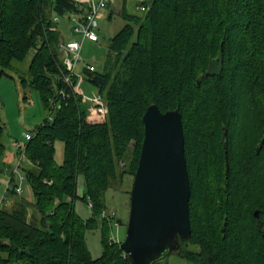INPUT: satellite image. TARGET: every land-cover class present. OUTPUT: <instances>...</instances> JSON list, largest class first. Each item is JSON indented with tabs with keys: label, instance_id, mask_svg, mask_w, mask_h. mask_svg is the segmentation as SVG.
<instances>
[{
	"label": "trees",
	"instance_id": "16d2710c",
	"mask_svg": "<svg viewBox=\"0 0 264 264\" xmlns=\"http://www.w3.org/2000/svg\"><path fill=\"white\" fill-rule=\"evenodd\" d=\"M143 3L142 14L122 12L126 23L101 65L84 69L103 96V113L72 87L59 92V44L69 39L60 19L83 18L90 5L0 0L1 73L12 76L14 61L34 50L30 79L22 81L52 115L17 149L25 152L21 168L34 200L22 197L17 183L8 186L13 201L0 209V264H132L110 238L104 196L126 174L135 177L151 103L164 112L179 108L183 118L192 234L178 254L192 264H264V0ZM221 52L223 71L207 74ZM5 133L0 118V154ZM78 198L92 201L89 217L77 211ZM99 227L103 250L94 257L87 232Z\"/></svg>",
	"mask_w": 264,
	"mask_h": 264
},
{
	"label": "water",
	"instance_id": "95a60500",
	"mask_svg": "<svg viewBox=\"0 0 264 264\" xmlns=\"http://www.w3.org/2000/svg\"><path fill=\"white\" fill-rule=\"evenodd\" d=\"M223 67L221 52L210 59L206 73L218 75ZM143 120L145 134L131 191L126 237L120 247L132 264H155L178 252L181 240L191 237L192 189L180 109L164 112L151 103ZM255 215L260 219L258 209Z\"/></svg>",
	"mask_w": 264,
	"mask_h": 264
},
{
	"label": "rangeland",
	"instance_id": "374dc122",
	"mask_svg": "<svg viewBox=\"0 0 264 264\" xmlns=\"http://www.w3.org/2000/svg\"><path fill=\"white\" fill-rule=\"evenodd\" d=\"M139 2V0H113L98 15L99 41L93 42L88 39L84 41L82 59L77 66L78 74L75 83L80 91L79 94L83 95L88 102H94V98L100 93L98 88L85 78V63H92L95 66L101 65L105 59L110 38L126 23L122 12L125 10L142 14L143 10L139 8ZM76 17H78L76 14L62 16L60 28L67 37L81 39V36L74 31ZM34 52L31 50L24 60L14 61V69L9 70L12 76L2 74L0 67V118L6 126V133L2 139L6 149L3 154H0V194L7 190L9 182H15L24 190L22 197L30 200H34L33 190L25 178L21 179L20 174H24L22 168L18 167L19 154L16 146L18 142H27L25 133L33 131L49 116V110L45 107L40 92L31 86H25L22 81V78L30 79L29 65ZM56 148V159L58 162H62L64 156L63 141L58 140ZM133 182L134 176L126 174L124 179L111 186L104 196L107 210L116 211L117 218L120 220L118 228L115 224L111 226L110 237L118 233L122 241L126 237ZM83 192L84 183L80 178L78 193L81 196ZM8 198L7 204L13 201L10 199V195ZM76 209L83 217H89L92 213L89 202L82 198L76 200ZM101 233L100 227L87 232L88 245L94 257L102 254ZM160 262L163 264H192L180 256L177 251H173Z\"/></svg>",
	"mask_w": 264,
	"mask_h": 264
},
{
	"label": "built area",
	"instance_id": "2783aa9c",
	"mask_svg": "<svg viewBox=\"0 0 264 264\" xmlns=\"http://www.w3.org/2000/svg\"><path fill=\"white\" fill-rule=\"evenodd\" d=\"M78 2H86L90 5V11L83 17L80 18L79 16L75 18V26L74 31L77 32L81 39L77 38H69L66 41H62L59 44V49L62 52L63 56V63L65 64V69L62 71V81L70 84L73 90L76 93H80L79 89L76 87V83L74 81L75 75H77V66L82 59V48L83 43L86 39L90 41H98L100 36L97 32L99 29V22H98V15L100 11L107 7L113 0H76ZM144 0H140L139 8L144 10L147 9L146 4L143 3ZM85 67L88 69H95V65L92 63H85ZM66 95V93H62ZM95 103L99 105L100 110L104 113L106 111V103L103 99L101 94H98L94 100ZM53 108L57 106L55 100L51 101ZM34 136V131H27L25 133V137L27 140H30ZM17 149L24 150V143L18 142ZM18 167L22 165L24 161L27 160L25 152L23 151L18 156ZM21 179L24 178V175L20 174ZM11 183H8L10 186ZM8 189V187H7ZM23 188L19 185L18 191H22ZM8 190L0 194V205L2 203H6L9 201ZM89 204L92 205V201H89ZM1 207V206H0ZM104 216L108 217L109 219H114V224L118 228L120 226V221L116 219V212L113 210L110 213L104 212ZM111 240L116 242H122V239L119 237V234H115L111 236Z\"/></svg>",
	"mask_w": 264,
	"mask_h": 264
},
{
	"label": "bare ground",
	"instance_id": "6f19581e",
	"mask_svg": "<svg viewBox=\"0 0 264 264\" xmlns=\"http://www.w3.org/2000/svg\"><path fill=\"white\" fill-rule=\"evenodd\" d=\"M64 82V86H63V88H61L60 89V93H66L67 92V86H71L70 84H68V83H66L65 81H63ZM49 117L50 118H52V115H50L49 114ZM12 183V182H11ZM12 185H13V183H12ZM23 191L24 190H22L21 192L20 191H18L19 193H21V194H23ZM7 204V202L6 203H2L0 206V209L4 206V205H6ZM111 211H113V210H107V209H105L104 211H103V213H102V217H104V218H106L109 222H110V224H111V226H113V224H114V219H109L108 217H106V216H104L103 214H104V212H106V213H110ZM116 212V211H115ZM116 219H117V213H116ZM111 238V237H110ZM125 254H128L126 251H125Z\"/></svg>",
	"mask_w": 264,
	"mask_h": 264
},
{
	"label": "crops",
	"instance_id": "0c3cea01",
	"mask_svg": "<svg viewBox=\"0 0 264 264\" xmlns=\"http://www.w3.org/2000/svg\"><path fill=\"white\" fill-rule=\"evenodd\" d=\"M140 1V0H139ZM139 4H140V2H139ZM93 42H96V41H93ZM19 160V159H18ZM21 167V166H20ZM3 170V169H2Z\"/></svg>",
	"mask_w": 264,
	"mask_h": 264
}]
</instances>
